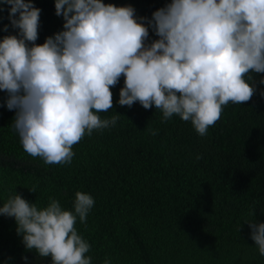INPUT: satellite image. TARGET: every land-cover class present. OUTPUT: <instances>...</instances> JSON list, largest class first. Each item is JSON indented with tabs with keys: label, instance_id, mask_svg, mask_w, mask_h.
<instances>
[{
	"label": "clouds",
	"instance_id": "clouds-1",
	"mask_svg": "<svg viewBox=\"0 0 264 264\" xmlns=\"http://www.w3.org/2000/svg\"><path fill=\"white\" fill-rule=\"evenodd\" d=\"M4 5L18 31L0 39V91L15 113L11 127L23 150L46 165L71 164L73 145L116 125L121 115L98 114L112 109L111 88L121 77L120 106L154 105L162 123L175 115L204 137L223 106L251 100V73H264V0H171L151 19L137 17L130 4L55 0L63 30L43 44H36L41 9L32 0H0V12ZM149 28L158 37L150 43ZM28 190L36 193V186ZM94 203L77 191L73 210L54 198L40 208L15 193L0 215L14 218L26 251L50 257L51 264H91V245L75 225L78 218L87 227ZM244 223L264 256V223Z\"/></svg>",
	"mask_w": 264,
	"mask_h": 264
},
{
	"label": "trees",
	"instance_id": "trees-1",
	"mask_svg": "<svg viewBox=\"0 0 264 264\" xmlns=\"http://www.w3.org/2000/svg\"><path fill=\"white\" fill-rule=\"evenodd\" d=\"M32 2L41 9L36 44H43L63 30L64 20L55 14V0ZM102 2L130 4L137 17L151 19L171 0ZM3 7L0 39L18 31L8 19L10 6ZM156 39L149 28L147 42ZM251 75V100L223 106L204 137L178 116L162 123L154 105L120 106L121 77L111 88L112 109L98 114L121 115L116 125L85 135L66 165H46L23 150L11 127L15 113L0 91V207L16 193L40 208L54 198L73 210L77 191L91 195L87 227L78 218L75 225L91 245V264L105 258L111 264H264L244 223H264V73ZM34 185L36 193L28 190ZM16 228L14 218L0 215V264H51L50 257L25 250Z\"/></svg>",
	"mask_w": 264,
	"mask_h": 264
}]
</instances>
